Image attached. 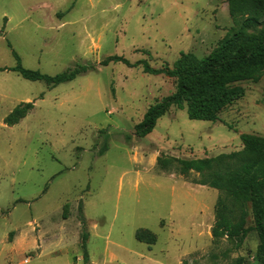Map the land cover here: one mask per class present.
Listing matches in <instances>:
<instances>
[{
	"label": "rangeland",
	"instance_id": "374dc122",
	"mask_svg": "<svg viewBox=\"0 0 264 264\" xmlns=\"http://www.w3.org/2000/svg\"><path fill=\"white\" fill-rule=\"evenodd\" d=\"M241 21L228 0H0V264H85L81 214L86 264H263L249 209L240 246L213 241L219 191L157 159L214 158L242 150V136L264 139V69L236 83L243 96L217 122L171 108L138 137L135 126L175 82L104 65L112 56L152 68L172 67L180 53L202 58ZM18 64L50 77L93 69L51 87L12 71ZM22 103L33 109L6 124ZM139 229L156 243L138 242Z\"/></svg>",
	"mask_w": 264,
	"mask_h": 264
},
{
	"label": "trees",
	"instance_id": "16d2710c",
	"mask_svg": "<svg viewBox=\"0 0 264 264\" xmlns=\"http://www.w3.org/2000/svg\"><path fill=\"white\" fill-rule=\"evenodd\" d=\"M228 10L233 18H242L240 28L227 34L202 58L189 52L180 53L172 67L160 68H152L145 60L131 63L120 56H112L104 62V65L111 62L122 63L129 68L140 67L145 74L163 75L175 82L172 94L148 107L141 122L135 126L136 136L144 137L151 133L158 119L171 108L185 110L190 120L217 122L220 113L243 96L242 88L236 83L264 69L263 0H228ZM90 69L93 67L77 66L53 77L24 69L19 64L11 70L26 80L44 81L54 87L70 82ZM4 70L0 68V71ZM32 109L33 103L17 105L5 118V123L17 124ZM242 140L244 146L238 152L192 160L159 157L157 167L166 171L175 162L180 174L195 173L200 177L199 184L219 191L212 228L215 242L227 237L240 246L248 232L245 224L249 209L259 235V256L264 264V139L245 135ZM106 150L105 145L99 153ZM67 208L65 205L64 211ZM80 217L84 229L81 234L82 259L86 264L89 260L86 249L88 232L84 216L81 214ZM135 239L149 246L157 241L156 235L147 229L137 230ZM233 264H241V259Z\"/></svg>",
	"mask_w": 264,
	"mask_h": 264
},
{
	"label": "crops",
	"instance_id": "0c3cea01",
	"mask_svg": "<svg viewBox=\"0 0 264 264\" xmlns=\"http://www.w3.org/2000/svg\"><path fill=\"white\" fill-rule=\"evenodd\" d=\"M85 220H86V219H85ZM86 222H87V221H86ZM90 238H91V235L88 233V240H87V242H89ZM88 257H89L90 262L93 263V260H92V258H91V256H90V254H88Z\"/></svg>",
	"mask_w": 264,
	"mask_h": 264
}]
</instances>
